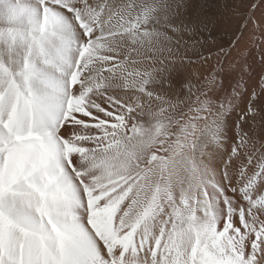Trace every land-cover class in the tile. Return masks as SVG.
<instances>
[{
  "label": "snow or ice",
  "instance_id": "6c2138e0",
  "mask_svg": "<svg viewBox=\"0 0 264 264\" xmlns=\"http://www.w3.org/2000/svg\"><path fill=\"white\" fill-rule=\"evenodd\" d=\"M204 7L0 0V264H264V0Z\"/></svg>",
  "mask_w": 264,
  "mask_h": 264
},
{
  "label": "bare ground",
  "instance_id": "6f19581e",
  "mask_svg": "<svg viewBox=\"0 0 264 264\" xmlns=\"http://www.w3.org/2000/svg\"><path fill=\"white\" fill-rule=\"evenodd\" d=\"M215 0H197V2L198 3H200V4H202V5H204L205 7H204V12L205 13H207L208 12V10H211V9H214L215 7V2H214ZM259 13L260 12H258L257 13V15L258 16H260L259 15ZM208 14V13H207ZM258 36H259V34H257ZM258 41H259V39H258ZM257 42V41H256ZM259 45V46H258ZM256 46H258L259 47V49H258V51H260V53H262V52H264V46H262L261 45V42H257V45H256V43L254 44V45H252V46H250V51H252V52H254V51H256L257 52V48H256ZM255 48H256V50H255ZM235 55V54H234ZM256 56H257V53H256ZM255 57V56H254ZM257 58V57H256ZM255 59V58H254ZM257 62H259V61H256V63ZM253 63V62H252ZM256 66L257 65H259L258 63L257 64H255ZM258 67V66H257ZM259 68V67H258ZM258 79V78H257ZM255 83H256V81L254 82V85H255ZM253 85V86H254ZM256 88H257V91H259V82H257L256 83V86H255ZM263 98H260V99H258L256 102H255V104H254V107H256L257 109H264V95L262 96ZM258 102V103H257ZM257 104V105H256ZM245 105V104H244ZM260 115L261 116H264V111H261V113H260ZM259 119H260V116H258L257 117V120L259 121Z\"/></svg>",
  "mask_w": 264,
  "mask_h": 264
},
{
  "label": "rangeland",
  "instance_id": "374dc122",
  "mask_svg": "<svg viewBox=\"0 0 264 264\" xmlns=\"http://www.w3.org/2000/svg\"><path fill=\"white\" fill-rule=\"evenodd\" d=\"M215 2V4L218 2V0H215L214 1ZM214 11H216V9L214 8V9H211V10H208V14L210 15L212 12H214ZM259 15H260V13H259ZM258 16V15H257ZM259 17V16H258ZM257 34H259L258 32H257ZM205 35H207V33H205ZM218 35L219 36H221L222 37V39L223 40H227L228 39V36L227 35H224L223 33H218ZM259 36L257 35V39H256V41L257 42H260V40L258 41V38ZM257 42H256V45H257ZM209 43L211 44V40H209ZM259 46V45H258ZM258 46H256V48H257V52L256 51H254V52H252V51H250V55L247 57L248 58V60H249V62L250 63H252L253 62V67L256 69V72L252 75V80L250 81V86H253L254 85V82L256 81V83L257 82H259V78H258V73L260 72V70H261V68H260V64H259V62H257L259 65H255V64H257L256 63V61H260V56H261V54L262 53H260V51H258V49H259V47ZM256 48H255V50H256ZM256 53H257V56H256ZM255 56V57H254ZM257 57V58H256ZM255 58V59H254ZM258 78V79H257ZM256 83H255V85L254 86H256ZM263 95H261L258 99H260V98H263L262 97ZM257 99V100H258ZM256 100V101H257ZM246 103H247V101H245V105H242V107H244V106H246ZM258 103V102H257ZM257 105V104H256Z\"/></svg>",
  "mask_w": 264,
  "mask_h": 264
}]
</instances>
